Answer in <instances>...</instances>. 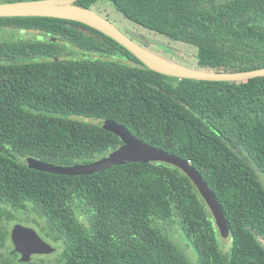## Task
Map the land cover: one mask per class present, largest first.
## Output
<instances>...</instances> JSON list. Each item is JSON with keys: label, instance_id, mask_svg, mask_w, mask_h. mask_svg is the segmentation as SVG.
<instances>
[{"label": "trees", "instance_id": "trees-1", "mask_svg": "<svg viewBox=\"0 0 264 264\" xmlns=\"http://www.w3.org/2000/svg\"><path fill=\"white\" fill-rule=\"evenodd\" d=\"M15 1L26 0H0ZM104 3L153 34L194 46L193 64L184 65L264 68V0L76 1L97 12ZM26 31L37 35L17 36ZM97 118L188 160L222 204L229 237L175 165L132 162L74 176L25 163L109 155L123 141ZM20 220L60 246V257L22 261L11 239ZM171 232L196 251V264H264V77H175L85 23L0 17V264H192Z\"/></svg>", "mask_w": 264, "mask_h": 264}, {"label": "water", "instance_id": "water-1", "mask_svg": "<svg viewBox=\"0 0 264 264\" xmlns=\"http://www.w3.org/2000/svg\"><path fill=\"white\" fill-rule=\"evenodd\" d=\"M76 1L77 0H26L0 2V17L44 16L64 18L85 23L102 31L124 45L149 68L175 77L204 81H244L264 77V68L242 72H216L167 60L168 58L149 50L147 46H143L137 40L122 32L113 22L101 16L97 11L76 5ZM60 2H67L70 8L82 15L73 14L68 9H56L55 7L58 6ZM49 3H54V8L48 5ZM96 23L102 24L104 28L98 26ZM151 58L166 63L169 66L177 67L179 70L159 68L152 63ZM95 123L118 135L122 139L123 145L109 155L85 164L57 165L32 157L26 158L25 163L29 167L42 171L74 176L89 175L116 165L132 162L147 163L160 161L175 165L182 169L198 187L213 213L222 237H229L230 228L228 218L222 204L219 202L208 182L188 160L146 143L136 137L125 125L113 119L97 118L95 119ZM11 239L14 244V250L21 254L22 261H30L33 255L50 254L56 251V248L41 237L34 228L23 226L19 223L13 226Z\"/></svg>", "mask_w": 264, "mask_h": 264}, {"label": "rangeland", "instance_id": "rangeland-1", "mask_svg": "<svg viewBox=\"0 0 264 264\" xmlns=\"http://www.w3.org/2000/svg\"><path fill=\"white\" fill-rule=\"evenodd\" d=\"M99 9L100 10L98 11V13L101 16H103L106 19L113 22L122 32H124L125 34H127L130 37H133L132 36V34H133L135 37H137L139 39H143L144 43L147 44V48L149 50H152V51L156 52L157 54L168 58L167 60H171L174 62H184L185 64L187 62H190L191 65L193 64V57H191V56L188 57L187 55L192 54L190 49H192L193 51L196 50V48L194 46H191V45L185 44L183 42H179V41H173V40H170L163 35H160V34L156 35V34H153L152 32L145 30L143 27H141L138 24L132 22L131 20L125 18L110 3L102 4L99 7ZM19 35H21L23 37H27V38H35L37 33L31 32V31H26L24 33L17 34V36H19ZM3 36L9 37L6 35V33L3 34ZM139 43L142 44L143 42H139ZM144 43L142 44L143 46H145ZM162 45L169 46L172 51L175 48L179 49L181 51L180 52L177 51V53L165 51L164 49L160 48V46H162ZM167 52L171 53V54H168ZM29 219H31V217ZM40 219H38V220L41 221L42 224H44L43 220H40ZM19 224H22L23 226H28V227L34 228L43 238H45V240H47V238L44 235V232H42L39 229V227H37L33 222L20 220ZM14 225H15V223H13L11 225V227ZM175 230H178V229H175ZM173 232H171L172 238L175 237L174 240H176V242L183 249L185 254L189 257L190 262L192 264H196L197 263L196 251L192 247L187 245V242L184 239L182 234L180 236V233H176V234H174V237H173ZM225 239H227V238H225ZM55 248H56L55 252L50 253V254H42L40 256H42L43 260H45L46 262H52L53 263L57 259L58 256L60 257L61 252H62V249L60 246L59 247L56 246Z\"/></svg>", "mask_w": 264, "mask_h": 264}, {"label": "bare ground", "instance_id": "bare-ground-1", "mask_svg": "<svg viewBox=\"0 0 264 264\" xmlns=\"http://www.w3.org/2000/svg\"><path fill=\"white\" fill-rule=\"evenodd\" d=\"M53 4H54V3H49L48 5L52 6V8H54V7H53ZM55 8H56V9H65V10L68 9V10H69L71 13H73V14H76V15H82V14H80V13H76L75 10H73L72 8H70L67 2H60L59 5L56 6ZM96 24H97L98 26H100V27H103V25L100 24V23H96ZM103 28H104V27H103ZM105 29H106V27H105ZM106 30H107V29H106ZM151 61H152V63H153L155 66H157V67H159V68H163V69H171V70H179V68H177V67L169 66V65H167L166 63H163V62H161V61H159V60H157V59H154V58H151Z\"/></svg>", "mask_w": 264, "mask_h": 264}]
</instances>
